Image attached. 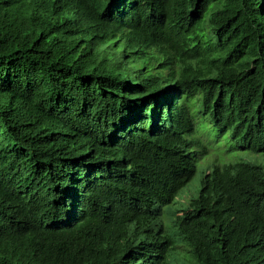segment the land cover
<instances>
[{
	"label": "trees",
	"instance_id": "1",
	"mask_svg": "<svg viewBox=\"0 0 264 264\" xmlns=\"http://www.w3.org/2000/svg\"><path fill=\"white\" fill-rule=\"evenodd\" d=\"M173 237L264 264V0H0V264H172Z\"/></svg>",
	"mask_w": 264,
	"mask_h": 264
},
{
	"label": "clouds",
	"instance_id": "2",
	"mask_svg": "<svg viewBox=\"0 0 264 264\" xmlns=\"http://www.w3.org/2000/svg\"><path fill=\"white\" fill-rule=\"evenodd\" d=\"M149 53H150V56H149L150 59H157L158 58L152 52L149 51ZM174 100H175L174 98L171 99V101H170L171 105L173 104ZM166 108H167L166 106H162V109L160 112L163 113L166 110ZM147 124L151 128L156 127L158 129H162V131H160L157 135H154V137L172 129V125L169 122H167V121L165 122L162 119H157L156 117L149 119L147 121ZM201 138L205 143L207 142V139L204 136H201ZM198 146L203 147V145L201 143L198 144ZM225 149H226V145L221 146L220 149H218L217 151L223 152ZM202 156H205V155H200V157H202ZM213 156H214L213 154H210V157L206 156L207 158L200 159L199 165H201L202 162L213 161V158H214ZM208 162H206V164ZM202 166H205V165H202ZM72 175H73V173H72ZM70 179H71V176L66 178L67 181H70ZM82 179L83 178H77L76 180L82 181ZM78 187H79L78 185L69 186L67 184L65 186H62V182H60L58 184L59 191H57V193H56L57 197L54 198V201H55L54 208L56 209V212L59 215L58 219L55 220V222H57L56 226H58L60 223H64L66 226L67 225L70 226V225H73L74 223L80 221V219L82 218V215L80 213H74L75 211H74V207L72 205V201H74L76 198L75 194L72 192V190L78 189ZM53 212H54V210L52 211V213ZM49 238L50 237H45V238L39 239L37 242L40 244L45 243V246H47L49 243Z\"/></svg>",
	"mask_w": 264,
	"mask_h": 264
},
{
	"label": "rangeland",
	"instance_id": "3",
	"mask_svg": "<svg viewBox=\"0 0 264 264\" xmlns=\"http://www.w3.org/2000/svg\"><path fill=\"white\" fill-rule=\"evenodd\" d=\"M216 157L215 155L213 156ZM254 157V156H252ZM213 158V159H214ZM208 162V161H207ZM206 162H202L201 165H205ZM200 172H198V175L194 176L193 180L185 187L184 191L176 198V202H186L189 201L193 196L197 194V188H201L200 186ZM194 179L197 180V182L194 181ZM177 207H179L178 204H176ZM180 208V207H179ZM170 207H167L164 212V217L162 219L166 234L173 235V228H172V217L169 215ZM181 215V214H179ZM174 238V237H173ZM175 239V252L174 254L169 258V261L172 264H196L195 260L192 258L191 255H189L187 251V247L180 241Z\"/></svg>",
	"mask_w": 264,
	"mask_h": 264
}]
</instances>
